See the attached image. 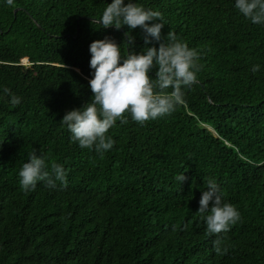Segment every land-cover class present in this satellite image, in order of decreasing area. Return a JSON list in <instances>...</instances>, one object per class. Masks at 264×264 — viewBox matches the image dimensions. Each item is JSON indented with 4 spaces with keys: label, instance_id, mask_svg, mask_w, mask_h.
<instances>
[{
    "label": "trees",
    "instance_id": "obj_1",
    "mask_svg": "<svg viewBox=\"0 0 264 264\" xmlns=\"http://www.w3.org/2000/svg\"><path fill=\"white\" fill-rule=\"evenodd\" d=\"M111 2L0 0V264H264V26L235 0H134L162 13L161 43L173 31L200 53V71L171 115L140 124L126 112L99 154L61 121L93 96L90 44L128 53L127 26L93 23ZM132 35L129 51L159 47ZM34 149L49 171L64 166L67 186L21 189ZM209 180L241 214L211 236L198 212Z\"/></svg>",
    "mask_w": 264,
    "mask_h": 264
},
{
    "label": "clouds",
    "instance_id": "obj_2",
    "mask_svg": "<svg viewBox=\"0 0 264 264\" xmlns=\"http://www.w3.org/2000/svg\"><path fill=\"white\" fill-rule=\"evenodd\" d=\"M5 3L11 7L15 0H5ZM235 8L252 24L264 26V0H235ZM93 23L105 29L113 26L116 30L127 26L129 31L125 33L124 44L128 53L122 54L121 45L108 37L90 44L89 67L93 71L89 87L93 96L83 107L67 112L61 124L71 133L72 142L78 143L81 149L103 154L115 144L107 133L117 120L128 122L124 118L126 112L133 121L144 124L175 111L183 102V90L197 83L200 53L179 40L173 31L167 34V42L161 43L165 25L162 13L146 9L134 0H112ZM137 28L144 34L145 45L155 41L159 47H145L139 53L129 51L135 43L132 30ZM260 67L257 64L251 70L256 73ZM154 69L155 79L150 76ZM168 89L172 91L168 92ZM5 93L10 96L11 105L21 104V97L7 89ZM18 176L25 193L34 191L38 182H45L50 188H55L57 181L67 186L64 166L54 163L49 171L46 158L38 155L35 149ZM176 179L182 184L187 177L183 173ZM207 187L209 190L203 192L198 211L206 222V232L210 236L227 233L241 220V214L236 206L223 202L214 181L209 180ZM218 245L219 241L215 249L219 254L222 249Z\"/></svg>",
    "mask_w": 264,
    "mask_h": 264
},
{
    "label": "water",
    "instance_id": "obj_3",
    "mask_svg": "<svg viewBox=\"0 0 264 264\" xmlns=\"http://www.w3.org/2000/svg\"><path fill=\"white\" fill-rule=\"evenodd\" d=\"M16 10H18V9H15V12H16ZM79 29H80V27H79V25H78V31H79Z\"/></svg>",
    "mask_w": 264,
    "mask_h": 264
}]
</instances>
